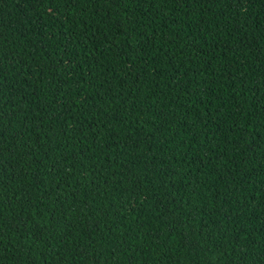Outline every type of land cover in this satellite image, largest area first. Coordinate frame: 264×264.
<instances>
[{
    "label": "trees",
    "instance_id": "1",
    "mask_svg": "<svg viewBox=\"0 0 264 264\" xmlns=\"http://www.w3.org/2000/svg\"><path fill=\"white\" fill-rule=\"evenodd\" d=\"M0 264H264V0H0Z\"/></svg>",
    "mask_w": 264,
    "mask_h": 264
}]
</instances>
